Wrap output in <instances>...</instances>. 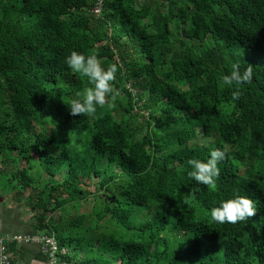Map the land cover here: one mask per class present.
I'll return each instance as SVG.
<instances>
[{"label":"trees","instance_id":"trees-1","mask_svg":"<svg viewBox=\"0 0 264 264\" xmlns=\"http://www.w3.org/2000/svg\"><path fill=\"white\" fill-rule=\"evenodd\" d=\"M98 3L0 0V192L70 264H264V0ZM73 50L117 64L115 108L70 113ZM233 64L253 79L230 103ZM213 146L214 189L187 176ZM234 195L257 213L214 222Z\"/></svg>","mask_w":264,"mask_h":264},{"label":"clouds","instance_id":"clouds-1","mask_svg":"<svg viewBox=\"0 0 264 264\" xmlns=\"http://www.w3.org/2000/svg\"><path fill=\"white\" fill-rule=\"evenodd\" d=\"M65 63L73 73H80L89 82V87L78 92L77 98L70 101L68 108L72 115H94L98 106L108 109L116 107L115 81L119 70L117 64L113 63L105 67L102 58L94 50H90L87 54L73 50L65 57ZM221 79L225 85H236V90L231 93L230 103H234L240 99L242 87L251 83L253 69L249 66L241 71L238 64H233L231 73L223 75ZM226 159H230L228 150L213 146L207 160L198 158L188 160L190 170L187 176L199 184L214 189L221 176L219 164ZM208 211L211 219L216 223L236 224L253 217L258 210L256 202L250 197L234 195L232 198L221 200L218 206Z\"/></svg>","mask_w":264,"mask_h":264},{"label":"crops","instance_id":"crops-1","mask_svg":"<svg viewBox=\"0 0 264 264\" xmlns=\"http://www.w3.org/2000/svg\"><path fill=\"white\" fill-rule=\"evenodd\" d=\"M24 203L0 192V237L44 235L36 228L34 215ZM9 252L13 264H48L47 256L38 243L11 244Z\"/></svg>","mask_w":264,"mask_h":264},{"label":"built area","instance_id":"built-area-1","mask_svg":"<svg viewBox=\"0 0 264 264\" xmlns=\"http://www.w3.org/2000/svg\"><path fill=\"white\" fill-rule=\"evenodd\" d=\"M103 0L94 8L93 13L96 16L101 14ZM38 243L41 245L43 252L46 254L48 264H70L64 260L67 255L66 249H59L57 242L53 237L45 235L23 236V235H5L0 237V264H13L9 252V246L15 243Z\"/></svg>","mask_w":264,"mask_h":264},{"label":"rangeland","instance_id":"rangeland-1","mask_svg":"<svg viewBox=\"0 0 264 264\" xmlns=\"http://www.w3.org/2000/svg\"><path fill=\"white\" fill-rule=\"evenodd\" d=\"M41 169L39 168V167H34V169L32 170V174L35 176V178H38L40 175H41ZM5 180H6V178L5 177H3V176H1L0 177V191H1V189L3 188V185H5ZM89 190L90 191H93V189L92 188H89ZM8 195V194H7ZM83 211H89V208H87V207H85V208H83L82 209ZM67 253H68V251H67Z\"/></svg>","mask_w":264,"mask_h":264}]
</instances>
